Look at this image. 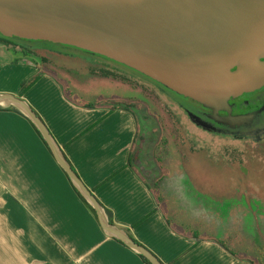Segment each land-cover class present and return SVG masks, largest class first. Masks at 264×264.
<instances>
[{"label":"crops","instance_id":"obj_1","mask_svg":"<svg viewBox=\"0 0 264 264\" xmlns=\"http://www.w3.org/2000/svg\"><path fill=\"white\" fill-rule=\"evenodd\" d=\"M42 55L50 62L13 58L9 53L0 56V62H6L2 57L8 56L9 62L31 67L34 75L41 74V66L59 68L58 75L68 80L72 89L76 87L73 92L83 98L81 72L72 73L80 69H71L53 54ZM4 93L19 96L20 89L0 90ZM28 94L30 99L27 94L23 98L43 118L110 221L148 247L164 264H252L232 252L247 253L237 248L243 239L240 233L224 231L220 235L197 228L198 222L212 223L208 212L215 209L210 210L201 200L190 206L183 201L177 206L180 214L173 213L161 190L168 179L167 175L163 177V170L169 169L158 161L155 166L146 157V139L141 138V129L130 110L120 107L110 111L112 103L93 108L76 105L46 73ZM0 107V264H147L137 251L104 230L31 120L20 110ZM200 185L195 187L197 191L208 192L211 186L206 182ZM155 192L167 205L172 222L216 239L176 232ZM223 218L227 219L225 215ZM220 220L217 232L222 229Z\"/></svg>","mask_w":264,"mask_h":264},{"label":"water","instance_id":"obj_2","mask_svg":"<svg viewBox=\"0 0 264 264\" xmlns=\"http://www.w3.org/2000/svg\"><path fill=\"white\" fill-rule=\"evenodd\" d=\"M0 33L105 56L206 106L264 85V0H0ZM0 106L20 110L41 131L110 236L164 264L110 221L23 97L0 94Z\"/></svg>","mask_w":264,"mask_h":264},{"label":"rangeland","instance_id":"obj_3","mask_svg":"<svg viewBox=\"0 0 264 264\" xmlns=\"http://www.w3.org/2000/svg\"><path fill=\"white\" fill-rule=\"evenodd\" d=\"M3 48L0 45V55L4 53ZM65 48L73 49L79 57L58 55V51L43 47L35 53L53 54L57 61L65 62L71 69H80L72 73L81 72L79 81L83 84L84 99L96 102L99 96L116 97L122 100L121 108L131 106L125 108L136 119L141 138L146 139V157L155 166L157 161H162L171 172L169 175L168 170V179L161 184V190L173 213L180 214L177 206L183 201L190 206L201 200L215 212H208L210 224L195 220L199 230L220 235L224 231L240 233L243 239L237 248L264 261V140L223 138L199 129L166 96L154 90L150 93L136 80L138 71L114 60H87L84 57L92 58L93 54L79 48ZM2 59L6 62H0V90H21L22 84L34 76L31 67L9 62L8 56ZM54 70L60 71L59 68ZM33 86L25 93L26 98L30 99L28 93ZM115 101L108 102L115 104L110 111L119 108ZM198 182L209 183V191H197L195 187L201 186ZM219 220L223 224L217 232Z\"/></svg>","mask_w":264,"mask_h":264},{"label":"flooded vegetation","instance_id":"obj_4","mask_svg":"<svg viewBox=\"0 0 264 264\" xmlns=\"http://www.w3.org/2000/svg\"><path fill=\"white\" fill-rule=\"evenodd\" d=\"M0 34L3 35L2 33ZM3 36L9 38L10 40L5 42V40L0 38V45L4 47V53L0 56L9 53L14 55L15 58L29 56L32 60L35 58L39 59L41 63H49V58L41 54H36L37 50L42 47L48 49L49 51L56 50L65 55H77L73 49L65 48V46L60 47V44L48 41L38 42L41 40H23L18 37ZM84 58L87 60L90 58L95 61L100 59L103 61L111 60L98 54H93L92 58L87 56ZM260 60L264 61V57ZM91 64L94 63L91 62ZM92 75L96 77L102 76L97 74ZM134 78L141 82L150 93L151 90H154L159 94L166 96L199 129L223 138L228 137L240 140L254 139L257 141L264 140V85L249 92H242L239 95L231 97L225 101H218L210 106H206L190 97H186L168 89L164 85L140 72H136V76ZM226 118L230 119L226 121Z\"/></svg>","mask_w":264,"mask_h":264},{"label":"trees","instance_id":"obj_5","mask_svg":"<svg viewBox=\"0 0 264 264\" xmlns=\"http://www.w3.org/2000/svg\"><path fill=\"white\" fill-rule=\"evenodd\" d=\"M0 38L2 40H5V42H8L10 39L7 38V37H4L3 35L0 34ZM25 40V39H23ZM38 42H42V41H38ZM69 47V46H68ZM75 48V47H74ZM85 51V50H84ZM88 52V51H86ZM40 70L42 71L41 74H37V75H34L31 79L25 81L23 84H22V88L20 90V94L19 96L23 97L25 95V93L41 78V75L42 73H46L50 76H52L62 87L63 89V93L65 95V97L71 101L72 103L76 104V105H79V106H82V107H87V108H93V107H96V106H100V105H105L107 104L108 102H111L113 100H116L115 102L118 103V106L120 108L119 105H121L120 103L122 102L121 99H115L116 97H113L112 99H108V98H104V97H100L98 100H96V102H93V101H90V100H87V99H84L82 98L81 96H79L78 94L74 93L72 90H71V87L69 85V82L60 77L58 75V73L52 69H49L45 66H41L40 67ZM115 106V104H113ZM114 106L112 108H114ZM124 107H128L130 108L131 106H124ZM0 109H3L2 107H0ZM9 110H14V111H19L18 109L14 108V107H9L8 108ZM35 110V109H34ZM37 112V111H36ZM38 113V112H37ZM39 114V113H38ZM43 119V118H42ZM33 127L35 128L36 132L39 134V136L41 137V139L43 140V142L45 143V145L47 146V148L51 151L47 141L45 140V138L43 137L41 131L35 126V124L31 121ZM52 153V151H51ZM159 164L160 166H163V163L162 161H159ZM163 169H165L163 167ZM67 177L69 178V180L71 181L69 175L67 174V172L65 171ZM168 174V170H163V177L165 175ZM162 177V178H163ZM71 183L73 184V182L71 181ZM73 187L74 189L76 190V192L79 194V196L87 203V205L90 207V209L93 211V213L98 217L97 215V211L95 210V208L87 201V199L82 195V193L76 188V186L73 184ZM155 195H156V198L159 202V205L162 207L163 211H164V214L169 222V225L171 226V228H173L176 232H178L179 234H182L184 236H187V237H190V236H197L201 239H208V238H215L214 236H211V235H207V234H199L197 232H189L187 230H185L182 226L178 225L177 223L175 222H172L169 218V215H168V208H167V205L161 200V197L159 195V192H155ZM109 212V211H108ZM112 222V221H111ZM216 239V238H215ZM118 241H120L121 243H123L124 245H126L123 241L117 239ZM220 241V239H218ZM137 241V240H136ZM139 242V241H138ZM224 246H226L224 244V242L220 241ZM140 243V242H139ZM127 246V245H126ZM236 256H238L239 258L241 259H247L249 260L252 264H264V261L257 257V256H250L246 253H241V252H234L232 251ZM142 259L147 263V264H153L146 256L142 255V254H139Z\"/></svg>","mask_w":264,"mask_h":264}]
</instances>
